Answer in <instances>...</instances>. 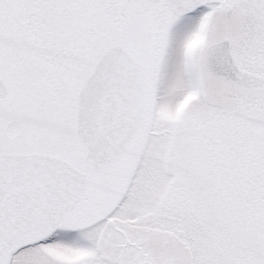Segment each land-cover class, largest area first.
<instances>
[{
  "label": "snow or ice",
  "instance_id": "obj_1",
  "mask_svg": "<svg viewBox=\"0 0 264 264\" xmlns=\"http://www.w3.org/2000/svg\"><path fill=\"white\" fill-rule=\"evenodd\" d=\"M0 264H264V0H0Z\"/></svg>",
  "mask_w": 264,
  "mask_h": 264
}]
</instances>
